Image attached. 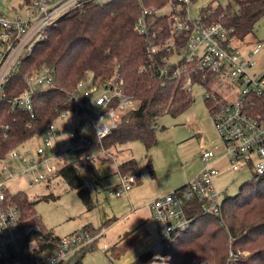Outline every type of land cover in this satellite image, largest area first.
I'll return each instance as SVG.
<instances>
[{"label": "built area", "instance_id": "1", "mask_svg": "<svg viewBox=\"0 0 264 264\" xmlns=\"http://www.w3.org/2000/svg\"><path fill=\"white\" fill-rule=\"evenodd\" d=\"M107 1L24 0L20 5L21 10L18 9L14 15L4 10L0 2V103L5 100L12 108L36 118L35 99L39 91L56 85L55 72L43 66L24 73V88L16 91L13 98L7 96L11 77L20 73L23 60L33 53L37 44L48 37L50 27L61 17L86 3L104 4ZM190 1L169 0L173 8L167 15L174 35L162 46L156 43L152 45V51L165 48L166 55L162 57V63L153 61L149 67L142 66L140 71L151 69L152 75H166L176 79L185 75L183 85L188 87L193 82V67L204 76L221 75L240 86L242 95L238 99L229 100L220 94L217 98L214 93L205 97L214 98L211 113L216 130L226 145L225 154L230 158L231 169L240 170L252 164L256 173L264 175V104L259 106L254 101L256 97L264 98V74L251 75L248 72L254 65L251 58L262 43L256 41L253 52L248 57L241 56L236 45L234 27L220 20L206 22L202 17L192 18L188 6ZM158 14V8L143 5L135 22L136 30L152 38L150 25ZM183 35L186 42L181 44L180 38ZM172 56H175V60H171ZM66 94L70 107L57 112L56 118L46 125L42 144L37 147L35 154H23L20 147L9 152L8 157L13 164L22 167L21 172L15 173L14 166L4 164L8 157L0 162V264H60L70 249L89 246L102 234H91L85 230L74 232L61 238L53 253L36 257L31 252L32 248L25 244V226L21 211L12 201L6 186L9 180L20 174H28L31 187L58 172L56 165L49 163L52 157L69 152L76 154L81 149L94 146V150L89 148L81 152L79 158L96 161L106 155L113 156L119 183L118 187L110 189V195L128 196L137 182L135 174L124 173L118 168L117 158L105 146L106 137L116 128L123 114L139 106V100L126 91L124 78L118 72L104 80L87 77L79 80L72 89L66 90ZM67 117L70 118L67 123H73L75 132L70 131L65 136V129L57 125V119L65 123ZM101 117L106 119L103 121L105 127L101 125L100 140L97 142L95 125ZM60 134L64 139L67 138L68 144H64ZM216 154L213 149L204 148L202 159L205 165L195 177L184 187L149 202L152 217L160 232L159 240L151 247L153 254L162 255L180 237L182 231L191 225L195 218L190 214L193 200L200 202L202 213L222 217V199L215 184L220 170L212 165ZM244 254L247 252L235 250L231 246L227 264L242 259Z\"/></svg>", "mask_w": 264, "mask_h": 264}, {"label": "trees", "instance_id": "2", "mask_svg": "<svg viewBox=\"0 0 264 264\" xmlns=\"http://www.w3.org/2000/svg\"><path fill=\"white\" fill-rule=\"evenodd\" d=\"M168 2L169 0H109L104 4L89 2L53 24L48 37L37 44L33 53L23 60L20 73L11 77L7 96L13 98L16 91L22 90L23 74L38 67L48 66L52 69L56 75V85L39 91L35 99L36 118L12 108L5 100L0 103V162L8 157L13 148L21 147L32 137L43 134L46 125L56 118L57 112L70 107L66 90L72 89L79 80L89 77V73L94 80H104L118 72L124 78L126 91L139 100V106L126 111L116 128L106 137V148L111 151L133 139H140L148 146L153 144L156 119L165 112L176 114L183 111L193 100L192 91L183 85L185 75L176 79L172 76L152 75L151 69L140 71L142 66L149 67L153 61L157 64L163 62L165 48L152 51V45L156 43L162 46L174 34L170 30L167 14L159 13L151 23L152 38L140 34L135 28V22L143 5L160 9ZM263 16L264 0H235L234 5H218L209 10L205 6L202 9L203 21L220 20L225 25L234 27V35L239 39L252 33ZM178 40L179 37L176 41ZM180 42H186L184 35ZM183 62L184 59L181 60ZM191 71L193 81L205 84L213 75L204 76L193 67ZM214 94L219 98L218 93ZM205 99L211 111L214 98L209 96ZM254 101L259 106L264 104L263 96L256 97ZM89 148L95 149L91 146L76 153L81 167L68 163L57 173L76 187L85 203L91 206V196L84 186V178L85 175L94 174L93 164L92 160L79 158L80 153ZM149 165L154 173L153 164L150 162ZM118 168L124 173H135L137 180L139 179L134 159L121 162ZM10 194L21 211L26 246L30 247L32 244L31 252L39 258L53 253L61 237L53 235L41 223L35 210V201L24 191ZM50 197L54 196L47 194L43 198ZM192 203L193 210H190V214L195 216L194 220L162 255L145 251L129 264H227L231 246L235 250L251 249L248 256L231 264H264V175L256 173L253 179L241 186L236 195L223 196L222 217L224 216L226 225H220L221 217L202 213L199 201L193 200ZM84 230L91 234L98 232L89 226ZM230 236L232 240L229 242Z\"/></svg>", "mask_w": 264, "mask_h": 264}, {"label": "rangeland", "instance_id": "3", "mask_svg": "<svg viewBox=\"0 0 264 264\" xmlns=\"http://www.w3.org/2000/svg\"><path fill=\"white\" fill-rule=\"evenodd\" d=\"M0 2L4 10L14 15L23 0ZM228 4L234 5L235 0H191L188 5L189 14L192 18H201L205 6L209 10L218 5L226 7ZM172 8V4L168 2L159 9V13L169 14ZM238 41L236 40L239 44L238 51L241 56L246 57L253 52L256 41L262 43L261 48L251 58L254 65L248 72L251 75L264 74V16L252 33ZM171 60H175V56H172ZM88 76L92 77L91 73ZM188 88L192 91L191 104L179 113L165 112L156 119L153 144L148 146L140 139H133L111 149L118 160L117 164L129 159L136 161L139 180L129 192L130 199L124 195L109 194L110 189L119 183L117 166L113 163L112 155L103 157V166L92 162L94 174L85 175L84 186L90 192L91 206L85 203L77 188L71 186L58 173L31 187V177L28 174H20L6 183L10 193L24 191L35 201V210L41 223L53 235L64 238L84 230L86 226L102 233L96 242L91 244L94 246L70 249L60 264H129L130 261L125 263L124 258L132 248L145 240H151L150 244L153 245L160 238L149 202L195 177L205 165L202 159L204 148L216 152L224 151L226 145L216 130L205 95L218 93L229 100L238 99L242 95L241 87L227 77L213 74L206 84L194 80ZM69 119L65 118L66 124L57 119V125L65 129V136L70 131L75 132L73 123H67ZM42 136L43 134H38L27 140L19 150L23 154H35L37 147L42 144ZM60 137L64 144H68L67 138L64 139L62 134ZM150 162L153 164L154 173L150 169ZM49 163L56 165L58 170L68 163L81 167L78 157L71 152L52 157ZM4 164L14 166L15 173L22 170V167L13 164L9 157ZM220 164V171H224L215 178V184L221 199L225 195H236L243 184L256 176L252 164L244 169L232 170L227 157H224ZM212 165L216 166L214 162ZM47 194L54 197L43 198ZM219 223L226 225L224 216L220 218ZM30 247L32 248V244ZM241 250L247 252L244 258L250 254L251 249Z\"/></svg>", "mask_w": 264, "mask_h": 264}, {"label": "crops", "instance_id": "4", "mask_svg": "<svg viewBox=\"0 0 264 264\" xmlns=\"http://www.w3.org/2000/svg\"><path fill=\"white\" fill-rule=\"evenodd\" d=\"M23 2H24V0H23ZM237 41L238 40H242V39H236ZM239 42V41H238ZM238 42H236V45L238 46L239 44H237ZM224 157H227V159H228V161L230 162V158H229V156L227 155V154H225V149H224V151H221V152H217V154H216V158L214 159V164L216 165L215 167L216 168H218L219 170L221 169V167H222V164H220V161L224 158ZM92 162H95V163H98L99 165H101V166H103V163H104V160H103V158H101V159H98V160H96V161H92ZM246 168V167H245ZM230 169H231V167H230ZM244 169V168H243ZM233 170V169H232ZM224 171V170H223ZM223 171H220L221 173L223 172ZM220 175V174H219ZM139 180V179H138ZM138 180H137V182H138ZM187 184V182L186 183H184V184H180V185H177V186H175L174 188L175 189H179V188H181V187H183V185H186ZM116 187H118V183H117V186ZM116 187H114V188H116ZM174 189V190H175ZM128 199H130V194L128 195V196H126ZM157 224V223H156ZM96 241H94V243H95ZM151 243V240H149V242H147L146 240L145 241H143L142 243H140V244H138L136 247H134V248H132L131 250H130V252H129V254L124 258V261H125V263L126 262H132L133 260H135L138 256H140L143 252H145V251H151V247H152V245L150 244ZM90 246H94V244L93 245H89V246H86V247H84L83 249H86L87 247L89 248ZM128 260V261H127ZM129 262V263H130Z\"/></svg>", "mask_w": 264, "mask_h": 264}, {"label": "clouds", "instance_id": "5", "mask_svg": "<svg viewBox=\"0 0 264 264\" xmlns=\"http://www.w3.org/2000/svg\"><path fill=\"white\" fill-rule=\"evenodd\" d=\"M106 120L103 117L100 118V120L97 122V124L95 125L96 129H97V136H96V140L97 142H99L100 140V134H99V129L101 127V125H103V128L105 127V125L103 124V121ZM87 129H84V131H86ZM170 259V257L168 258Z\"/></svg>", "mask_w": 264, "mask_h": 264}]
</instances>
